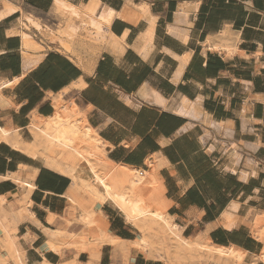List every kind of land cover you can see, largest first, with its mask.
<instances>
[{
    "label": "crops",
    "instance_id": "1",
    "mask_svg": "<svg viewBox=\"0 0 264 264\" xmlns=\"http://www.w3.org/2000/svg\"><path fill=\"white\" fill-rule=\"evenodd\" d=\"M4 82L0 129L33 145L35 117L75 105L110 164L152 173L182 238L264 264V0H0ZM44 157L0 133V217L26 264H178Z\"/></svg>",
    "mask_w": 264,
    "mask_h": 264
},
{
    "label": "bare ground",
    "instance_id": "2",
    "mask_svg": "<svg viewBox=\"0 0 264 264\" xmlns=\"http://www.w3.org/2000/svg\"><path fill=\"white\" fill-rule=\"evenodd\" d=\"M8 86L11 87L9 83L4 82L0 86V89L3 87L7 88ZM75 107L74 105L68 108L61 101L55 105L56 111L52 117L46 119L32 117L34 119L32 120L30 130L35 137L33 145L21 141L18 129L14 131L0 129L2 140H5L17 149L34 155L37 154L39 148H43L44 158H46L48 165L60 173L70 176L74 180V189L77 193L86 194L92 200L102 203V205L108 201L113 203L133 223L140 225L146 218L155 220L161 224L163 230L174 243L177 251L201 246L218 258L229 260L232 264H240L243 261L245 254L241 251L232 248L224 249L207 242V240L206 243L201 244L203 240L201 238L192 241L182 238L180 229H178L177 225L171 223L166 215V208L163 203L160 202L158 210H143L142 204L135 201L136 194L143 191L158 193V181L150 172L110 164L106 160L107 158H105V154L101 149L102 147H99L100 142L94 141L95 139L93 140V129L88 124L86 118L76 111L77 108L75 109ZM21 185L26 187L24 184ZM30 189L33 190V187H30ZM71 201L73 204L76 203L74 198H71ZM4 221L5 219L0 217V226L5 234L7 247L14 259V264H26L25 258H23L24 254L20 251V247H17L18 238L16 239L13 235V232L16 231L15 227L10 228L6 226L7 224L5 225ZM83 221L88 226L97 224L93 220V213L86 212ZM102 222L104 223V221ZM73 235L75 234H68V237H72ZM263 236L264 230L260 233V237ZM99 239L101 240L102 237H99ZM112 243H115V241L113 240ZM137 245H143L146 248L150 246L149 240L145 237L140 243L137 242ZM54 249L59 252L58 247ZM94 255L91 256L93 257ZM259 259L264 263V252Z\"/></svg>",
    "mask_w": 264,
    "mask_h": 264
},
{
    "label": "rangeland",
    "instance_id": "3",
    "mask_svg": "<svg viewBox=\"0 0 264 264\" xmlns=\"http://www.w3.org/2000/svg\"><path fill=\"white\" fill-rule=\"evenodd\" d=\"M158 195L159 193L143 191V192L136 194L135 201L142 204L143 210L149 209L150 211L151 210L155 211L156 208L160 204ZM142 222L143 223L140 224L142 225L141 229L143 230V232H145V237L149 240V242L151 241V243H153L152 246L159 247L161 251L167 253L168 258L170 259L175 258V262H177L178 264H180L181 262L183 263L188 262V264H215L217 263L213 259V258H216L215 255L211 254L206 248H203L201 246H197L193 249H183L182 251H177L174 243L171 241L167 233L163 230L161 224H159L158 222H156L155 220L151 218H146V220H143ZM93 225H97V224H92L89 226H93ZM166 239L170 240L171 242L170 247H166L167 243L164 242ZM204 243H206V241L202 240L201 244H204ZM149 248H151V245L149 246ZM186 252L187 254L185 255Z\"/></svg>",
    "mask_w": 264,
    "mask_h": 264
}]
</instances>
